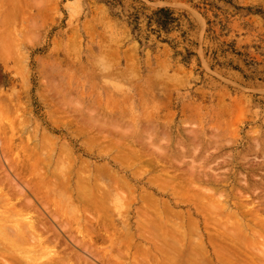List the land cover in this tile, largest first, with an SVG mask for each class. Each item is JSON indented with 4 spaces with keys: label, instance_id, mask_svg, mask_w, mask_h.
<instances>
[{
    "label": "rangeland",
    "instance_id": "obj_1",
    "mask_svg": "<svg viewBox=\"0 0 264 264\" xmlns=\"http://www.w3.org/2000/svg\"><path fill=\"white\" fill-rule=\"evenodd\" d=\"M0 195L28 264H264V0H0Z\"/></svg>",
    "mask_w": 264,
    "mask_h": 264
},
{
    "label": "bare ground",
    "instance_id": "obj_2",
    "mask_svg": "<svg viewBox=\"0 0 264 264\" xmlns=\"http://www.w3.org/2000/svg\"><path fill=\"white\" fill-rule=\"evenodd\" d=\"M24 152H25V149H24ZM30 158H31V157H30ZM48 159H49V158H48ZM46 161H47V160H46ZM47 162H48V161H47ZM34 163H35V162H34ZM45 163H46V162H45ZM47 164H48V163H47ZM29 165H31V164H29ZM35 165H37V164L35 163ZM31 166H32V165H31ZM31 166H30V167H31ZM32 167H34V164H33ZM35 167H36V166H35ZM31 170L34 171V169H31ZM31 174H32V173H31ZM33 174H34V173H33ZM118 179H119V178H118ZM119 180H120V179H119ZM116 181L119 182L118 180H116ZM121 181H122V179H121ZM122 182H123V181H122ZM122 182H119V183H122ZM124 183H125V181H124ZM122 184H123V183H122ZM118 185H119V184H118ZM118 185H116V187H117ZM124 185L126 186V184H124ZM118 188H119V186H118ZM78 193L81 194V193H83V192H79V189H78ZM50 195H51V194H50ZM52 196H53V195H52ZM76 196H77V195H76ZM99 196H100V195H99ZM67 197H70V196L67 195ZM67 197H66V198H67ZM82 197L84 198L85 196L82 195ZM100 197H101V196H100ZM100 197H99V199L101 200L102 197H101V198H100ZM0 198H2V199H5V198H6V199H7L6 195H4V197H2V195H0ZM66 198H65V201H66V200H69V198H68V199H66ZM75 198L78 199V200L80 201V199H79L78 197H75ZM83 198H82V200H83ZM2 199H1V200H2ZM84 199H85V198H84ZM71 200H72V199H71ZM71 200H70V202H71ZM78 200H77V201H78ZM96 200H97V199H96ZM100 200H99V201H100ZM103 200H105V199H103ZM103 200L99 202V206L101 205V203L103 202ZM4 201L6 202L7 200H4ZM65 201H64V202H65ZM2 202H3V200H2ZM2 202H0V203H2ZM56 202H57V201H56ZM68 202H69V201H68ZM68 202H66V204H68L67 207L70 206V203H68ZM96 202H98V200H97ZM7 203H8V202H6L5 205H6ZM79 203L81 204V202H79ZM82 203H83V202H82ZM3 204H4V203H3ZM3 204H2V205H3ZM60 204H61V203H58V205H60ZM63 204H64V203H63ZM63 204H62V205H63ZM90 204H91V203H90ZM90 204H89V205H90ZM102 204H103V203H102ZM2 205H1V206H2ZM8 205H10V204H8ZM22 205H23V204H22ZM28 205H31V206H32V204H31L30 202L28 203ZM77 205H78V204H77ZM77 205H76V206H77ZM87 205H88V204H87ZM63 206H64V205H63ZM76 206H75V208H77ZM79 206L84 207L82 204L79 205ZM91 206H92V204H91ZM99 206L97 207V205H96V208H97L98 210H99L102 206H103V207H102L103 209H104V208L106 209V203H104V204L101 205L100 207H99ZM2 207H3V206H2ZM11 207H12V206H8V208L5 207V210H4L3 214H2L1 217H0V224L4 223V222L8 219L9 216H11V218L9 217V218H10V219H9L10 221H13L14 219H15V221H16V220L18 219L17 216H14L13 214H12V215L10 214L9 216L6 215V213H8V212H6V211H7V210L10 211L9 208H11ZM22 207H23V206H22ZM72 207H73V206H72ZM72 207H70V208L72 209ZM82 207H81V208H82ZM87 207H88V206H87ZM87 207L85 206L86 209H89V208H90V207H89V208H87ZM0 208H1V207H0ZM75 208L72 210L74 213H75L74 210H76ZM92 208H94V205H93ZM102 208H101L100 210H102ZM164 208H165V207H164ZM166 208H167V207H166ZM166 208H165V209H166ZM12 209H13V208H12ZM28 209H29V208H28ZM31 209H32V208H31ZM77 209H78V208H77ZM82 209H84V208H82ZM156 209H157V208H156ZM159 209H160V208H159ZM167 209H168V208H167ZM167 209H166V210H167ZM20 210H21V209H20ZM106 210H107V209H106ZM106 210H105V213H106ZM157 210H158V209H157ZM163 210H164V209L162 208L161 211H163ZM12 211H13V210H12ZM14 211H15V208H14ZM27 211H28V210H27ZM102 211H103V210H102ZM102 211H101V212H102ZM167 211H168V210H167ZM101 212H100V213H101ZM163 212H164L165 214L168 213V212H165V211H163ZM24 213H25V212H24ZM76 213H77V215H79L77 211H76ZM100 213H98L99 215H98V214H97V215L102 217V215H100ZM145 213H146V211H145ZM164 213H161L162 216H163ZM14 214H15V213H14ZM19 214H22V213H19ZM101 214H102V213H101ZM142 214H143V213H142ZM72 215H73V216H72ZM74 215H75V214H73V213L71 214L72 217H74ZM104 215H105V214H104ZM104 215H103V216H104ZM158 215H159V214H158ZM13 216H14V218H12ZM162 216H159V218L162 217ZM19 217H20V216H19ZM27 217H28V216H27ZM157 217H158V216H156V218H157ZM164 217H166V215H164ZM16 218H17V219H16ZM20 218H21V217H20ZM23 218H24V216H23ZM156 218H155V219H156ZM12 219H13V220H12ZM101 219H102V218H101ZM26 220H29V219H26ZM103 220H104V219H103ZM156 220H157V219H156ZM164 220H165V219H164ZM24 221H25V218H24ZM6 222H8V221H6ZM17 222H20V221H16L15 223H17ZM160 222H161L160 220H159V223H158V221H156V224H157V225H158V224L160 225ZM13 223H14V222H13ZM29 223H30V222H29ZM29 223H28L27 225H29ZM30 224H31V225H29V226L32 227V228H34V223L32 222V223H30ZM156 224H155V225H156ZM27 225H26L25 227H27ZM104 225H106V224H104ZM153 225H154V224H153ZM159 225H158V226H159ZM161 225H162V224H161ZM161 225H160L159 227L157 226V227H158V228H157L158 230L160 229ZM164 225H165V224H164ZM176 225H177V224H176ZM178 226H179V225L176 226V229H177V230H178V228H179ZM2 227H3V226H2ZM5 227H6V226H5ZM20 227H21V225H20ZM35 227H36V225H35ZM154 227H155V226H154ZM164 227H165V226H164ZM177 227H178V228H177ZM8 228H9V227H8ZM15 228H16V227H15ZM18 228H19V225H18ZM18 228H17V229H18ZM103 228H105V226H104ZM181 228H182V227L180 226L179 230H180ZM0 229H1V228H0ZM10 229H11V228H10ZM20 229H21V228H20ZM155 229H156V228H155ZM182 229H183V228H182ZM182 229H181V230H182ZM35 230H36V229H35ZM35 230H34V231H35ZM179 230H178L177 232L180 233L181 230H180V231H179ZM186 230H187V229H186ZM17 231H18V230H17ZM159 231H161V230H159ZM165 231H168V229H167V230L165 229ZM182 231H183V230H182ZM187 231L190 232L189 229H188ZM5 232H6V231H5ZM188 232H186V233H188ZM0 233H2V232H0ZM23 233H24V232H23ZM21 234H22V233H21ZM26 234H27V233H26ZM165 234H166V233H165ZM165 234H163V235L165 236ZM177 234H178V233H177ZM183 234H184V232H183ZM24 235H25V234H24ZM160 235H161V234H160ZM186 235H188V234H186ZM18 236L20 237V235H18ZM18 236H17V237H18ZM36 236H38V235H36ZM181 236H183V235L181 234ZM26 237H27V236H26ZM26 237H25V238H26ZM32 237H33V234H32ZM38 237H40V236H38ZM38 237H34V239L39 243V241H38ZM160 237L162 238L163 236L161 235ZM167 237H168V235H167ZM167 237H166V238H167ZM177 237H178V236H177ZM174 238H175V237H174ZM181 238H182L183 240H182ZM181 238H180V240H181V241H184V238H183V237H181ZM4 239H5V238H4ZM20 239H23V237H22V238L20 237ZM26 239H27V238H26ZM162 239H163V238H162ZM164 239H165V238H164ZM164 239H163V240H164ZM167 239H168V238H167ZM167 239H165L164 242H165ZM178 239H179V238H178ZM178 239H177V242H178ZM171 240H172V239H171ZM180 240H179V241H180ZM14 241H15V240H14ZM24 241H25V240H24ZM27 241H28V240H27ZM173 241H174V240H173ZM18 242H20V240H19ZM50 242H51V241H50ZM13 243H14V242H13ZM28 243H29V242H28ZM170 243H171V241H170ZM170 243H169V244H170ZM169 244H167V245H169ZM177 244H178V243H177ZM4 245H5V244H4ZM14 245H15V244H14ZM18 245H19V244H18ZM18 245L16 244V246H18ZM170 245H171V244H170ZM170 245H169V251L172 250V249L170 248ZM178 245H179V244H178ZM16 246L6 245V246H2V247L0 248V264H2V263H1V259L4 260V261L8 260L9 264H25V263H23V262H25V260L27 261V264L29 263L28 260H27V258H24L25 255H24L23 253L26 252V251H24V252L22 253L21 251L17 250V247H16ZM23 246H25V245L23 244ZM23 246H21V247H23ZM163 246H164V245H163ZM165 246H166V245H165ZM19 247H20V245H19ZM176 247H177V246H176ZM37 248H38V247H37ZM161 248H163V247H161ZM161 248L159 247L160 250H162ZM167 248H168V247H167ZM20 249H21V248H20ZM39 249H40V248H39ZM165 249H166V247H165ZM165 249H164V250H165ZM170 249H171V250H170ZM35 250H36V249H35ZM35 250H34V251H35ZM167 250H168V249H167ZM17 251L21 252V253L24 255L23 258H22V256H21V253L18 252V253H19V254H18ZM34 251H33V252H34ZM37 251H38V250H37ZM39 251H40V250H39ZM46 251H47V249H46ZM169 251H168V253H169ZM28 252H29V251H28ZM33 252H32V253H33ZM41 252H42V251H41ZM147 252H148V251H147ZM157 252H158V254H159V252H160V255H162V254H161L162 251H158V249H157ZM166 252H167V251L165 250V253H166ZM26 253H27V252H26ZM39 253H40V252H39ZM45 253H46V252H45ZM51 253H52V252H51ZM149 253H150V252H149ZM29 254L31 255V253H29ZM34 254H35V252H34ZM34 254H33V255H34ZM49 254H50V253H49ZM163 254H164V251H163ZM165 255H168V254H164V255H162V256H165ZM27 256H29V255H27ZM27 256H25V257H27ZM46 257H50V256L48 255V256H46ZM149 257H150V256H149ZM34 258H35V257H34ZM248 258H249V256H248ZM250 258H251V257H250ZM22 259H25V260H24L23 262H21ZM29 259H30V260L32 259L34 263L36 262V261H34L35 259H33L32 256H31V257L29 256ZM56 259H57V258H56ZM227 259H228V258H227ZM49 260H50V259H49ZM52 260H53V259L51 258V261H52ZM225 260H226V259H225ZM54 261H55V260H54ZM60 261H61V260H60ZM222 261H223V260H222ZM222 261H221V262H222ZM226 261H227V262H226ZM226 261H225V262H226L227 264H230V263H231V260H230V259H228V260H226ZM228 261H229V262H228ZM247 261H248V260H247ZM250 261H252V259H250ZM250 261H248V263H249ZM6 262H7V261H6ZM33 262H32V263H33ZM37 262H38V261H37ZM49 262H50V261H49ZM63 262H64V260H63ZM135 262H137V261H135ZM225 262H222L221 264H226ZM245 262H246V261H245ZM38 263H39V262H38ZM38 263H37V264H38ZM40 263H41V262H40ZM52 263H53V261L51 262V264H52ZM67 263H68V262H67ZM137 263H138V262H137ZM250 263H251V262H250ZM250 263H249V264H250ZM30 264H31V262H30ZM42 264H43V263H42ZM44 264H45V262H44ZM46 264H47V262H46ZM135 264H136V263H135ZM139 264H140V263H139ZM193 264H194V262H193ZM251 264H252V263H251Z\"/></svg>",
    "mask_w": 264,
    "mask_h": 264
},
{
    "label": "trees",
    "instance_id": "obj_3",
    "mask_svg": "<svg viewBox=\"0 0 264 264\" xmlns=\"http://www.w3.org/2000/svg\"><path fill=\"white\" fill-rule=\"evenodd\" d=\"M159 15H166L167 17H161V19H158L159 20V25L160 26H164V25H166V24H168V22L170 21V20H172V19H170L169 18V14L168 13H166V11H160L159 12Z\"/></svg>",
    "mask_w": 264,
    "mask_h": 264
}]
</instances>
